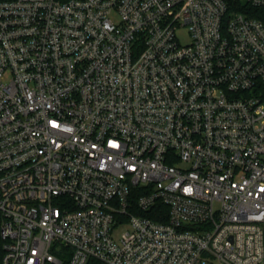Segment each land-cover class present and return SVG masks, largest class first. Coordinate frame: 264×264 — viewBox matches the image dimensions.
I'll use <instances>...</instances> for the list:
<instances>
[{
  "label": "built area",
  "instance_id": "obj_1",
  "mask_svg": "<svg viewBox=\"0 0 264 264\" xmlns=\"http://www.w3.org/2000/svg\"><path fill=\"white\" fill-rule=\"evenodd\" d=\"M0 240L3 264H264V20L0 0Z\"/></svg>",
  "mask_w": 264,
  "mask_h": 264
},
{
  "label": "trees",
  "instance_id": "obj_2",
  "mask_svg": "<svg viewBox=\"0 0 264 264\" xmlns=\"http://www.w3.org/2000/svg\"><path fill=\"white\" fill-rule=\"evenodd\" d=\"M228 1L230 5V10L233 11H241L245 14H247L249 17H256L259 19L264 20V8L260 7H254L248 3H243L241 0H226ZM144 193V188L137 186L133 189V197L136 199L138 196ZM168 211L169 207L162 201H158L156 205H154L153 209L145 213V215H148L149 217H152L154 219H161L159 217H162L163 220H167L168 218ZM160 213L162 216H160ZM3 256H4V249H3V242L0 240V264H3ZM63 264H68L67 260L63 262ZM89 264H98L96 260H90Z\"/></svg>",
  "mask_w": 264,
  "mask_h": 264
},
{
  "label": "rangeland",
  "instance_id": "obj_3",
  "mask_svg": "<svg viewBox=\"0 0 264 264\" xmlns=\"http://www.w3.org/2000/svg\"><path fill=\"white\" fill-rule=\"evenodd\" d=\"M181 41L182 43H189L190 42V38L187 35L186 31L182 32V37H181ZM127 226H119L116 231H115V237H118L119 234H121V232H123L124 230H126Z\"/></svg>",
  "mask_w": 264,
  "mask_h": 264
}]
</instances>
